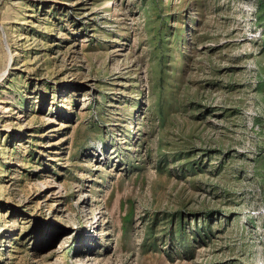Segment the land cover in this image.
Returning <instances> with one entry per match:
<instances>
[{
  "label": "rangeland",
  "instance_id": "rangeland-1",
  "mask_svg": "<svg viewBox=\"0 0 264 264\" xmlns=\"http://www.w3.org/2000/svg\"><path fill=\"white\" fill-rule=\"evenodd\" d=\"M0 264H264V0H0Z\"/></svg>",
  "mask_w": 264,
  "mask_h": 264
}]
</instances>
